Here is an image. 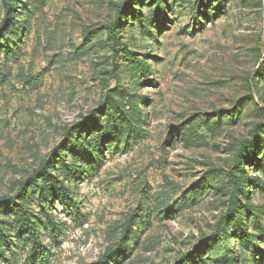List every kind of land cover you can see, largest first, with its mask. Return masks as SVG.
I'll return each mask as SVG.
<instances>
[{"label":"rangeland","instance_id":"rangeland-1","mask_svg":"<svg viewBox=\"0 0 264 264\" xmlns=\"http://www.w3.org/2000/svg\"><path fill=\"white\" fill-rule=\"evenodd\" d=\"M9 2L0 199L21 207L0 209V264H225L227 171L257 125L227 241L264 264V0H133L116 60L126 0Z\"/></svg>","mask_w":264,"mask_h":264},{"label":"trees","instance_id":"trees-1","mask_svg":"<svg viewBox=\"0 0 264 264\" xmlns=\"http://www.w3.org/2000/svg\"><path fill=\"white\" fill-rule=\"evenodd\" d=\"M133 0H126V2L118 8L115 20L111 25L109 26V36L110 39L113 43V46L115 48V53H114V60H116L117 57V51L118 47L121 44L120 39H121V25L123 24V17L126 13H128L132 9V3ZM3 5H4V10L6 13L5 17V22H8L11 20L10 17V10H11V3L9 0H3ZM264 69V57L262 59V62L260 64V69L258 70L257 74H255L254 81L255 85L257 84V77L258 75L262 72ZM259 125H257L253 131V135L251 139H246L244 140L235 157V160L233 162V165L229 168L227 171V175L229 179L232 182L233 188L229 196V206L226 214L221 218L217 231L215 235L225 244L224 245V250L221 253L222 259L225 264H233V259L231 256L228 254V222L229 220L234 216V214L239 210L240 208V199H241V191L243 189V183L237 173L238 170L243 169L244 167V152L249 149L252 145L256 143V141L259 139L260 133H259ZM47 168V167H46ZM45 177V171L42 169L36 173V177L34 179V182L36 184H39V179ZM17 197H12V198H2L0 199V209L2 208H9V207H15L19 208L21 207L20 201L17 200ZM26 217L30 220L28 223V226L31 228L32 231H34V236L36 239H38V230L34 228L33 224L31 223V219L29 216L26 215ZM0 234H2V231L0 229ZM3 236V234H2ZM127 249V236H123V238L120 241L119 246L113 251L114 253H111L112 255H117L119 253H124L126 252ZM43 252L41 253V256H43ZM184 264H190L188 258L186 257L184 259Z\"/></svg>","mask_w":264,"mask_h":264}]
</instances>
